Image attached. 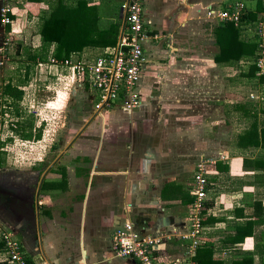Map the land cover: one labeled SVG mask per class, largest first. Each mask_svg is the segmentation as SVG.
Here are the masks:
<instances>
[{
  "label": "crops",
  "instance_id": "1",
  "mask_svg": "<svg viewBox=\"0 0 264 264\" xmlns=\"http://www.w3.org/2000/svg\"><path fill=\"white\" fill-rule=\"evenodd\" d=\"M11 1L22 4L16 9L12 25L16 34L24 28L23 22L27 18L39 21L37 14L45 8L43 2ZM142 1L146 9L144 16L149 22L147 27L156 33V38L145 44L146 63L138 85L141 104L136 109L143 111L144 123L129 121L122 124L121 114L128 111L118 105L100 112L91 106L97 114H109L113 123L96 126L95 133L99 134L90 155L81 157L76 150L80 149L78 141H67L62 154L78 155L65 158L63 155L57 162L49 163L45 168V194H38L42 179L33 193L36 191L38 195L31 196L30 202H36L34 207L25 203L29 201L27 196L21 201L26 205L23 211L15 204L9 209L0 206V236L3 232H11L13 236L18 234L23 249L26 248L23 251L32 264H135L130 258L115 256L111 250V235L117 225L130 221L141 233L151 236L189 228L188 212L194 193L193 189L190 193L187 189L192 186L195 164L210 156L206 152L208 143L202 137V126L193 125L199 118L194 111L200 100H204L206 106L213 101V105L220 107V96L225 90L219 82L223 64L213 59L219 49L215 44L214 29L221 23L205 15L207 7L216 8L222 0ZM119 13L120 8V18ZM196 16L209 24L205 28L207 34H203L206 38L202 40V47L209 53L201 58L198 54L189 55L192 62L186 66L184 82L180 77L184 72L180 65L184 64L187 54L181 51L184 46H191L184 51L196 49L192 47L193 41L184 39L181 33L194 24ZM120 30L121 25L116 41ZM147 54L153 58L151 64L147 63ZM179 56L182 59L177 60ZM215 91L217 96L210 97L216 95ZM156 92L157 95L153 94ZM93 98L91 95L90 100ZM224 98L222 95L221 101ZM150 99L151 103L148 102ZM152 103H155V109L150 105ZM118 109L121 114L116 118L114 113ZM132 111L127 114H134L135 110ZM152 114L154 118L150 116ZM172 117H183L185 124L170 123ZM220 130L225 129L221 127ZM82 131L80 129L79 133ZM190 133L195 134L194 144L187 141L192 138ZM250 148H239L244 152L232 155L225 149L217 150V154L228 157L209 169L211 184L202 209L203 229L196 250L206 247L212 251V258L223 264L236 258L237 250L252 251L253 264H264V171L243 166V157L254 159L264 152L260 147H254L255 151ZM219 163L227 164L228 168L219 169ZM187 174L191 176L190 183L185 182ZM231 175L234 185L230 183ZM8 184L12 185L11 182ZM11 187L13 195L0 197V204L4 202L9 207L17 199L18 187ZM18 211H22V216H17ZM248 221H254L252 235L232 246L228 244L227 236L235 234L234 227ZM189 244L190 240L174 235L163 239L154 254L160 262H166L181 257ZM3 252L4 246L0 249L1 258Z\"/></svg>",
  "mask_w": 264,
  "mask_h": 264
},
{
  "label": "rangeland",
  "instance_id": "2",
  "mask_svg": "<svg viewBox=\"0 0 264 264\" xmlns=\"http://www.w3.org/2000/svg\"><path fill=\"white\" fill-rule=\"evenodd\" d=\"M119 1L120 0H111L106 6L102 3L100 9L101 11L105 10L106 14L104 19L102 18L101 21L98 22L100 26L106 24L105 21H109L111 17L116 18L114 10L116 9L118 14L119 6L121 5ZM229 1L231 0L220 1V3H222L216 8L219 9L227 6ZM243 2L249 7L254 5L255 0H243ZM10 3L14 4L15 2L11 1ZM145 8H147V5H145ZM29 18L23 22L24 28H22L18 34L12 31L14 33L11 34L10 37L7 36V34L0 35V46L8 37L5 51H3V55L0 54V142H3V145L0 147V197L4 199V196L7 194L13 195V193L10 192L12 189L11 186L16 185L18 187L16 191L17 195H22L21 199L27 196L29 201L25 203L28 204V207L32 208L35 206L36 202L35 204L30 202L31 196L36 194V191L35 194L33 193L38 183L41 182L42 179V181L45 182V168L48 167L50 162H57L60 157L65 155L62 154V151L64 150L66 142L69 140L71 142L78 141L80 149L79 147L76 149L78 151L77 153H81V157L85 155L89 156L92 146H95L94 140H96L99 134L95 133L96 126L111 124L113 121H111L112 117L109 116V114L102 115V113H95L96 110L93 111L92 108H94L95 100L93 98V101H91L90 97L91 95L93 97L95 96L94 91L91 90L87 84L79 86L75 78H73L71 74H68L69 72L67 69L51 66L45 64V62H38L37 64L28 66L24 65L26 50L33 49L36 46L38 47L40 44V36L38 34L39 21H31ZM195 19L196 21L193 22L194 24L190 25L188 28H184L185 32L181 33L184 39L193 41L192 47L196 49L194 52L184 51L185 49L188 50L187 48H191V46L185 47L183 45L184 49L181 53L184 52L185 55H187L183 62L184 64L180 65L182 66L180 70H182V72L184 71L180 77L184 82L187 76L185 72L186 66L192 62V57L189 55L198 54V57L201 58L209 53L206 51V47H202L204 44L202 40L205 37L203 34L205 32V34H207L205 28H208L209 24L207 25L204 21L199 20L197 16ZM246 31L243 30L242 35L244 34L245 37L250 39L253 38L250 34L254 31L252 26L247 27ZM3 33H5L4 29ZM99 51L100 48L87 47L80 55V58L82 60L91 59L95 57ZM176 59L180 60L182 58L179 56L176 57ZM152 62L153 58L150 54H147V63L151 64ZM181 62L182 61H178V63ZM198 65L203 66L200 63H198ZM26 70L28 73H26ZM247 70L248 63L245 62L243 63L240 61L233 66L223 64L219 72V82L225 87V90L222 91V95L225 98L221 101L222 95L220 96V107L217 108V104L213 105V101L209 103L210 105L206 106L204 100L203 102L200 100L201 102L196 105L198 107H196L197 109L194 113H198L199 118L196 119L198 122L195 120L196 123L193 125L200 124L203 128L202 137L204 142L207 141L208 143L206 152L210 154V156L207 157L208 159H216L218 156L217 150L219 149H225L229 151L231 155L235 152H244L242 149L241 151L239 150L236 139L237 135L242 133L250 122L244 118H240L236 111H227L230 109L229 106L237 103L252 104L258 107L264 106V85H260L256 78L249 79L243 76L242 74ZM213 73L215 72L213 71L210 73L211 77ZM25 75L28 80L21 86L19 81L24 78ZM211 80L215 81L214 79ZM8 82H10L11 86H18V88L23 91L19 102L14 103V100L9 99L7 96H2V92ZM199 86L202 88L203 83ZM216 93L215 91V94ZM153 94L157 95V92ZM214 96H217V94L210 95L212 98H214ZM148 102L151 103V99ZM214 103H217L216 100ZM154 104L152 103L150 105L154 107ZM91 106L92 108H90ZM155 108L156 107H154V109ZM216 109L219 110L217 111ZM119 110L120 109L114 113L116 118L121 114ZM134 110V114H127L130 113V111L121 114L120 119H123L122 124L128 123L129 121H137L141 124L144 123L143 111L140 110V108H135ZM150 116L154 118L153 114ZM260 117L262 118L261 115ZM29 120L33 121L32 135L31 137L24 138L17 132V129L20 128V123L24 124ZM176 122L185 124L183 117H172L170 123L175 125L177 124ZM148 123H150V121L146 124ZM221 127L225 130L221 131ZM39 128H41V132L38 137ZM80 129L83 130L82 133H79ZM190 134L192 138H188L187 141L190 144H194L193 141L196 142L193 137L195 134ZM187 136L185 137L187 138ZM53 144H55V147H53ZM250 149L252 151L256 150L254 147ZM260 149L262 150V148ZM247 151L248 150H246V152ZM68 154L69 155H65L63 158L78 155L72 152ZM221 156L225 158L228 157L227 154L224 155L223 153ZM186 178L185 182L190 183L192 181L190 174H187ZM231 181L230 183L234 185L233 175H231ZM9 182H11L12 185H9ZM225 183L229 185V182L226 181ZM44 189L45 188H41V190L38 191L40 196L45 192ZM192 189L193 185L191 187L188 186L187 191L190 193ZM25 203H22V207ZM188 213L190 216V212ZM14 237L22 242L18 234H14ZM1 257L2 254H0V258ZM59 264L62 263L60 262Z\"/></svg>",
  "mask_w": 264,
  "mask_h": 264
},
{
  "label": "built area",
  "instance_id": "3",
  "mask_svg": "<svg viewBox=\"0 0 264 264\" xmlns=\"http://www.w3.org/2000/svg\"><path fill=\"white\" fill-rule=\"evenodd\" d=\"M11 0H0V24L4 27V34L11 36L13 23L17 11ZM212 6V5H211ZM245 12L243 0H233L224 8L207 7L205 15L210 20L219 23L232 22L236 27L241 25V17ZM121 30L118 40L113 45L99 47L100 51L91 59L82 60L76 55L59 60L49 58L45 64L65 68L78 85L87 84L94 91V109L96 111L109 110L120 106L125 111H132L141 104V94L138 85L142 78L146 63L145 44L156 38L147 27L142 0H124L120 5ZM11 16H14L12 18ZM254 31L250 33L257 41V55L254 60L256 74H264V14L251 25ZM248 26L244 29L246 31ZM9 28V29H8ZM247 33V31H246ZM8 37L0 46L3 55ZM98 48V49H99ZM40 64V63H39ZM70 75V76H71ZM212 159L201 158L193 171L194 199L190 206V224L187 230L176 231L173 234L163 233L159 236L145 235L137 230L130 221L117 225L111 235V250L119 258H130L135 264H196L193 257L200 244L199 236L202 227V209L207 198V190L211 182L208 180L209 169L217 161L225 157ZM178 236L183 240H190L187 251L181 257H175L166 262H160L154 252L163 239ZM4 252L1 262L5 264H29L23 251V245L11 232H3L0 236Z\"/></svg>",
  "mask_w": 264,
  "mask_h": 264
},
{
  "label": "trees",
  "instance_id": "4",
  "mask_svg": "<svg viewBox=\"0 0 264 264\" xmlns=\"http://www.w3.org/2000/svg\"><path fill=\"white\" fill-rule=\"evenodd\" d=\"M25 2L45 4V8L40 9L37 14L39 20L38 34L40 36V44L30 50H26V58L24 65H34L38 62H48L49 58L64 60L73 55L79 56L85 47H103L113 45L116 42L121 19L114 12L116 18L111 17L106 24L100 26L98 23L104 19L105 10L101 11L102 3L106 6L111 0H23ZM15 2V1H14ZM22 6L15 2V9ZM120 8V6H119ZM264 14V3L261 0H255L253 6L245 5V12L241 17L240 27H236L232 22L222 23L214 29L215 44L218 52L214 55V61L217 63L233 66L238 62L248 63V70L242 74L247 78H256L260 85H264V74H256V66L254 60L257 55V41L255 38L245 37L242 35L246 26H251ZM14 18V16H11ZM9 29V28H8ZM26 66V69H27ZM26 73L28 71L26 70ZM26 75L19 81L22 86L27 82ZM23 91L18 86H11L8 82L5 86L2 96L19 102ZM227 112L236 111L240 118L248 120L250 123L244 131L237 135L238 148L260 147L264 152V106L258 107L252 104H235L229 106ZM18 114V112H17ZM262 116V118L260 117ZM33 121L29 120L24 124L20 123L17 132L22 137H31ZM41 128L38 129V137ZM3 142H0V147ZM243 166L254 167L264 171V154L259 157L250 159L243 157ZM218 168H228L227 164H218ZM264 176V175H263ZM41 188H45V182L41 183ZM45 190V189H44ZM258 205L261 202L258 201ZM264 215V213H263ZM204 223V222H203ZM254 221L245 222L243 225L234 227L235 234L229 235L228 244L231 246L235 243L242 242L246 236L252 235V225ZM3 248V242L0 241V249ZM199 248V247H198ZM234 259L228 264H253L254 253L252 251L237 250ZM29 264L32 261L27 257ZM196 264H223L212 258V251L206 247L196 250L194 257ZM5 264V262H0Z\"/></svg>",
  "mask_w": 264,
  "mask_h": 264
},
{
  "label": "flooded vegetation",
  "instance_id": "5",
  "mask_svg": "<svg viewBox=\"0 0 264 264\" xmlns=\"http://www.w3.org/2000/svg\"><path fill=\"white\" fill-rule=\"evenodd\" d=\"M3 29H4V27L0 24V35L1 34H4L3 33ZM21 197H22V195H17L16 196V200L14 199L13 201L14 202H12V204L8 207V205H6V204H4V202H3V204H1V206L2 207H4V208H10L13 204H15V206H17L19 209H21L22 211H23V209L25 208V205L23 204V207H22V200H24L25 198H23V199H21ZM20 200V201H19ZM21 202V203H20ZM13 208V207H12ZM22 211H18L17 213V216L19 217V216H22ZM31 223H32V225H33V223H34V220L33 221H31Z\"/></svg>",
  "mask_w": 264,
  "mask_h": 264
},
{
  "label": "water",
  "instance_id": "6",
  "mask_svg": "<svg viewBox=\"0 0 264 264\" xmlns=\"http://www.w3.org/2000/svg\"><path fill=\"white\" fill-rule=\"evenodd\" d=\"M134 262V261H133Z\"/></svg>",
  "mask_w": 264,
  "mask_h": 264
}]
</instances>
